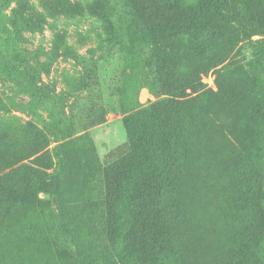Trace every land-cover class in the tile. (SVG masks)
Returning a JSON list of instances; mask_svg holds the SVG:
<instances>
[{
  "label": "rangeland",
  "instance_id": "374dc122",
  "mask_svg": "<svg viewBox=\"0 0 264 264\" xmlns=\"http://www.w3.org/2000/svg\"><path fill=\"white\" fill-rule=\"evenodd\" d=\"M129 15L189 18L138 46L133 101L159 119L142 153L120 106ZM0 16V264H121L119 184L151 141L137 264H264V0H0ZM207 226L240 244L200 251Z\"/></svg>",
  "mask_w": 264,
  "mask_h": 264
},
{
  "label": "trees",
  "instance_id": "16d2710c",
  "mask_svg": "<svg viewBox=\"0 0 264 264\" xmlns=\"http://www.w3.org/2000/svg\"><path fill=\"white\" fill-rule=\"evenodd\" d=\"M189 18L175 22L173 26H165L156 24L154 26L138 25L137 21L128 16V30H127V43L122 47V53L126 70L128 71L124 84L121 88L120 106L124 117V129L131 144L137 149L138 153H142L144 144L141 140L143 134H150L151 138L156 137L153 135L154 128L159 124V119L156 111L152 105L145 107L137 106V102L133 101V96L136 87V73L135 60L138 52V46L141 44L153 43L166 36L177 34L185 29V22ZM6 21L0 16V30L6 31ZM16 24V23H15ZM152 150V153L137 167L135 166L121 179L119 189L117 193V206L115 209V217L113 222V235L112 244L115 256L118 258L121 264H137L134 253L130 251L131 246V227L133 224L132 214L134 212L132 207L131 193L139 185L143 176L148 173L159 162V155L156 152L154 141H151L148 147ZM215 165V163H214ZM206 192V191H205ZM202 192L199 197L203 194ZM208 227H205L203 234H198L199 250L204 252L208 249L223 248V250L229 246L232 248V243L240 244L241 237L238 232L233 229L229 231V243L225 238H219L218 240L212 239L209 241L207 238L210 234H213V228L208 231ZM226 237V236H225ZM209 241V244H208ZM227 243V244H226ZM133 250V249H132ZM204 250V251H203Z\"/></svg>",
  "mask_w": 264,
  "mask_h": 264
}]
</instances>
